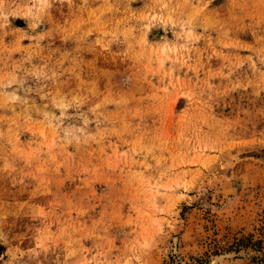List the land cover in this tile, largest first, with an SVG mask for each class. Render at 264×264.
Here are the masks:
<instances>
[{
  "label": "rangeland",
  "instance_id": "1",
  "mask_svg": "<svg viewBox=\"0 0 264 264\" xmlns=\"http://www.w3.org/2000/svg\"><path fill=\"white\" fill-rule=\"evenodd\" d=\"M239 239L264 0H0V264H264Z\"/></svg>",
  "mask_w": 264,
  "mask_h": 264
},
{
  "label": "trees",
  "instance_id": "2",
  "mask_svg": "<svg viewBox=\"0 0 264 264\" xmlns=\"http://www.w3.org/2000/svg\"><path fill=\"white\" fill-rule=\"evenodd\" d=\"M249 242H250V240H249ZM248 242H245L244 241V239H239L236 243H235V245H236V247H237V249H240V248H242V247H247V246H249L250 244L248 243ZM251 243V245H252V247H257V249H258V251H262V256L260 257V258H258V257H254V259H258V260H260L261 261V263H264V251H263V248H262V246H260V244H261V242H257V243H253V242H250ZM250 245V246H251ZM256 249V248H255Z\"/></svg>",
  "mask_w": 264,
  "mask_h": 264
}]
</instances>
